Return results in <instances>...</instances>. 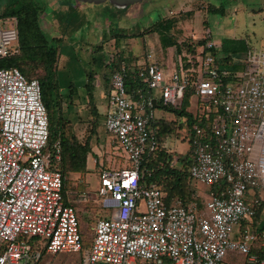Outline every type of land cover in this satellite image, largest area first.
<instances>
[{
    "label": "built area",
    "instance_id": "2783aa9c",
    "mask_svg": "<svg viewBox=\"0 0 264 264\" xmlns=\"http://www.w3.org/2000/svg\"><path fill=\"white\" fill-rule=\"evenodd\" d=\"M4 19L0 57L17 51L16 19L10 29L3 28ZM205 35L195 96L216 116L209 127L193 129L189 144L191 177L207 193L187 203L168 200L145 182L151 171L142 166L144 154L159 147L151 128L158 117L155 93L164 105L183 99L191 83L183 64L168 82L155 61L131 67L145 87L128 92L129 67L122 62L109 78L105 127L130 166L99 170L96 196L111 216L93 222L89 249L77 210L65 202L60 141L46 152L50 127L40 81L18 67L0 68V264H42L44 253L80 251L84 264H224L228 251L243 253L244 264H264V231L235 228L264 202V52L247 55L242 71H221L211 30ZM220 182L222 191L210 189Z\"/></svg>",
    "mask_w": 264,
    "mask_h": 264
},
{
    "label": "rangeland",
    "instance_id": "374dc122",
    "mask_svg": "<svg viewBox=\"0 0 264 264\" xmlns=\"http://www.w3.org/2000/svg\"><path fill=\"white\" fill-rule=\"evenodd\" d=\"M31 1L40 7L41 22L46 32L50 36H66L65 44L62 46L64 54L59 57V69L57 72L59 83L62 85V93H66L69 90L70 83H74L76 90H83L85 79L91 77L94 72L99 75L96 79L97 82L93 77L92 82L99 86L102 80L101 72L108 70L104 67L102 61L103 63L111 61L118 51L113 35L119 32L138 33L153 24L160 14L166 18L174 17L178 19L172 33L180 42L203 39L206 36V31L210 29L216 49L221 55H224L226 51H229L231 47L234 48V46L238 49L240 47L242 50L239 58L264 52V0H225L224 5L228 6H225L224 15L210 14L208 12V8L212 4L217 7L221 6L222 0H142L130 4L126 11L125 9L122 11L120 6L109 0L99 3L85 0ZM62 1L67 5V9L64 8ZM67 1L69 4H67ZM6 2L7 0H0V11L3 10ZM57 3L58 6L62 7L60 11L54 8ZM73 5L76 6V9L79 7L80 11L78 12V9L73 11L71 8L74 7ZM54 10L63 13L65 17L62 16L59 20L54 19ZM81 11H83L84 15H81ZM14 19H4L3 28L10 29L14 26ZM76 22H79V24H76ZM12 44L13 47L17 46L18 39L13 40ZM120 49L123 51L124 56L128 58V62L138 59L143 60L149 56L151 51L154 58L160 63V67L168 74L167 82L174 71L173 69H175L174 66L184 64L183 58L188 54L183 52L181 55L177 54L175 46L165 47L157 32L122 40ZM66 53L69 54L70 58H73L72 61L74 62L66 58ZM66 59L68 62L70 61L68 66L65 63ZM187 60L190 63L191 57ZM76 99L77 101L75 103L72 102V104L77 107L74 108L73 106V112H68L73 123L67 127L79 139L85 140L91 126H93L91 121L86 118L87 114L90 113V108L85 104L87 101L86 97L83 96L79 100L78 96ZM67 105L68 101L63 102L62 109L68 111ZM191 109L195 110L194 102ZM163 112L178 121L186 119V116L179 117L166 109L156 108L157 115ZM74 115H79V117L76 119ZM187 127L188 125L184 124L182 129H179L176 134H171L164 141L167 150L171 152L170 154L173 157L179 156L180 151H184L187 148V142L183 140V136H189V128L187 129ZM93 139L95 141V138ZM95 143L101 150L99 159H102L104 164H106L108 162L109 149L101 146L102 143L100 142L95 141ZM50 149L48 147L46 152H50ZM97 170L94 173H89L87 177L86 193L80 191V187H78L79 181L83 180L82 178L73 173L68 177V186L73 202L79 201L81 196L87 193L88 197L91 198L89 203L85 201L77 202V208L83 218L81 226L86 236V249H89V244L93 238V230L91 228L93 222L97 218L111 216L110 209L105 207L103 200L99 197L96 199V194H98L100 187V179L96 175L98 174ZM193 182L196 184L197 191L206 189V186L200 181L193 179ZM260 207L262 212L260 219L255 220L252 216L247 215L235 228L237 229L241 225V227L245 226L246 228L255 229L257 232H263L264 204ZM43 256L42 264H84V252L82 251L74 253L60 252L58 254L44 253ZM245 259L246 256L241 252L228 251L224 264H244ZM141 263L144 264L145 260L142 259Z\"/></svg>",
    "mask_w": 264,
    "mask_h": 264
},
{
    "label": "trees",
    "instance_id": "16d2710c",
    "mask_svg": "<svg viewBox=\"0 0 264 264\" xmlns=\"http://www.w3.org/2000/svg\"><path fill=\"white\" fill-rule=\"evenodd\" d=\"M224 4V1L221 2V6L219 7L212 4L208 8V12L210 14L224 15V11L226 10L225 6H228ZM128 6L130 5L121 7L122 11L123 9L126 11ZM0 17L15 18L18 34V44L16 46L17 51L7 56L0 57V68L18 67L29 79L36 78L40 81L43 101L46 105L49 116V144L53 145L57 140L61 143L62 161L60 170L65 182L64 197L65 202L71 205L67 199L68 195L66 194V190L69 188L68 177L72 173H80L81 175L87 173V159L88 155L92 152L91 138L94 135L96 125L98 124L97 122L100 120V113L95 106V100L93 97V74L89 78L91 82H88L86 86L88 96L91 102L94 103L92 111L96 119L91 122L93 126H91L86 139L81 140L74 132L69 131L67 126L71 123L67 111L62 109L63 102L68 101V105H70L74 95V89L72 86H69L68 92H61L62 85L59 83V77L57 74L59 69V57L64 50L62 46L65 44L66 36H50L46 32L41 22L40 7L31 0H7L5 7L0 11ZM177 21L178 19L174 17L166 18L164 15L160 14L153 24L145 28L146 30H141L138 33L119 32L114 34L113 38L116 41L118 51L105 67L110 71L111 75L112 72L120 67L122 62L128 63L123 51L120 49V42L122 40L144 36L153 32L159 34L161 42L165 47L175 46L177 54L180 55L182 52L188 53L182 58L184 61V70L190 77L191 83L186 88L183 99L175 106L164 105L162 100L158 102V105L163 109L174 111L179 117L186 116V119L184 122L164 118H157L152 121L151 128L154 131V134L158 136L159 147L155 152H146L142 164L145 170L151 171L150 176L147 174L145 176V182L147 184L155 183L164 191L168 200L177 197L187 203L197 198L196 184L193 182V178L190 174V166L193 163L192 149L186 154L179 155L178 163L173 165L172 161L174 157L167 152L164 141L172 133H175L178 128H182L184 124L188 125L191 130L190 132H192L196 126L209 127L212 124L216 113L212 111L213 108L209 110L204 108V105H202V101L200 100L197 102V108L194 111L190 110L192 99L195 97L194 82L197 80L201 58L207 50L204 47L207 40L203 38L197 41L184 40L183 42H180L172 33ZM212 51L216 56V61L221 71L230 70L232 72H237L244 69L246 57L239 58L242 52L240 47L239 49L236 48V46H234V48L231 47V49L226 51L224 55L218 53L216 46L213 47ZM190 57L191 61L188 63L187 59ZM133 66L135 65L128 63L129 71L126 76L128 92H133L137 88L145 87V82H143V80L136 75V71L131 68ZM113 144H118L117 139L113 140ZM115 159L121 162L120 167L130 166L129 161L126 162L125 160L126 157L124 153L115 156ZM107 160L108 163L104 164L101 168L112 169L113 167L110 164V158L108 157ZM223 184L225 183L220 182L219 184L211 186L210 189L219 193L223 190ZM81 186L85 188L83 184ZM262 204H264V202ZM260 206L255 208V214L252 215V218L255 220L260 219L262 216ZM76 210L79 217L83 246L86 249V236L82 231L83 229L81 226L83 218L80 211L78 209ZM243 228L246 227L243 226ZM35 240L37 242L36 245H40V242L38 241L39 239L36 238ZM262 240L263 238L258 239L257 244L253 247V251L256 252L261 250L260 243ZM91 243L89 244L90 246Z\"/></svg>",
    "mask_w": 264,
    "mask_h": 264
},
{
    "label": "crops",
    "instance_id": "0c3cea01",
    "mask_svg": "<svg viewBox=\"0 0 264 264\" xmlns=\"http://www.w3.org/2000/svg\"><path fill=\"white\" fill-rule=\"evenodd\" d=\"M62 4H63V6H64V8L65 9H67V5H65L64 3H63V1H62ZM67 4H69V2L67 1ZM74 6V5H73ZM78 7V6H77ZM54 8L56 9H58L59 11H60V9L62 8L61 6H58V3H57V5H55L54 6ZM72 9H73V11H76L77 9V11L79 12L80 11V8L78 7L77 9H76V6H74V7H71ZM58 10H54L53 11V16H54V19H56V20H59L60 19V17H62V16H64V14L63 13H59L58 12ZM63 10V9H62ZM67 11V10H66ZM66 14H67V12H66ZM65 14V15H66ZM84 15V13H83V11H81V15ZM65 17V16H64ZM76 24H79V22H76ZM65 36V35H64ZM58 37V36H57ZM60 37V36H59ZM62 54H64V51L62 52ZM67 54V55H66ZM65 54V56H66V58L68 59V60H70V61H72V57L70 58L68 55V53H66ZM61 57V56H60ZM149 57V58H148ZM148 57H146L145 59H141V60H131V62H128V58H126V61L128 62V63H130V64H132V65H145V64H147V63H150V62H153V61H155V62H157L159 65H160V63L158 62V60L157 59H155L154 58V56H153V54L151 53V51H150V54H149V56ZM65 60L66 62V66H68V63L70 62H68V60ZM104 60V59H103ZM72 62H74V61H72ZM108 62H106V63H103V61H102V64H104V67H105V65L107 64ZM65 66V67H66ZM65 67H63V68H65ZM106 68V67H105ZM174 68L175 69H173L174 71L175 70H177V68L179 69V65L178 66H174ZM107 69V68H106ZM173 71V72H174ZM165 73V78H167L168 77V74L166 73V72H164ZM101 74H102V80H101V83L99 84V86H97V84H94V87H93V97H94V100H95V106L97 107V110H98V112L100 113V116H99V118H100V120L97 122L98 124L96 125V128H95V132H94V135H93V137L91 138V145H92V152L88 155V159H87V173L85 174V175H81L80 173H73V174H76V175H78L79 176V178H82L83 180H80L79 181V183H78V187H80V191H84V190H86V184L88 185V181H87V177H88V175H89V173H91V172H93L94 173V171L95 170H97V168H98V174H96L97 176H98V178H100V176H99V170H100V168L101 167H103L104 166V162L102 161V159H99V153L101 152V150L99 149L100 147H98L97 146V144L95 143V141H97V142H100V143H102L101 144V146H104V147H107L109 150H108V152H109V158H110V164L112 165V167H113V169H116V168H121L120 167V161H118L117 159H115V156H117V155H119L120 153H123L122 152V150H121V148H120V146L118 145V144H113V140L111 139V136L108 134V132H107V130H106V127H105V117H106V113H107V111H108V109H109V105H108V100H107V93H108V88H109V77H110V71H104L103 70V72H101ZM173 74V73H172ZM171 74V75H172ZM98 73L96 74V72H94L93 73V75H92V77L94 78V80L96 81V79H97V77H98ZM90 78V77H89ZM85 79V81H84V83H83V90H76V88L74 87V83H70L69 84V86H72L73 87V89H74V101L72 100L71 101V103H70V105H67V109H68V111H67V115H68V117H69V120H70V123H73V121H71V117L69 116V114H68V112H73V110H72V107L74 106V108H76L77 106L74 104H72V102L73 103H75L76 101H77V97L79 96V100L80 99H82L83 98V96L84 97H86L87 98V101H86V105H88L89 106V108H90V113L89 114H87V116H86V118H87V120L88 121H93V120H95L96 119V117L94 116V114H93V111H92V107H93V105H94V103L93 102H91V100H90V98H89V96H88V91H87V86H86V84L88 83V82H91V80L90 79ZM97 82V81H96ZM68 86V85H67ZM76 90V91H75ZM68 92V91H67ZM81 94H83V95H81ZM155 95H156V97H157V101L159 102L161 99H160V96H161V94H160V92L158 91H156V93H155ZM75 96H76V98H75ZM76 99V100H75ZM84 100V99H83ZM193 102H194V105H195V109L197 108V97L195 96L193 99H192V104H193ZM180 102H178V104H179ZM69 104V103H68ZM158 108H162V107H160V106H157ZM156 107V108H157ZM191 107H192V105H191ZM103 109H105V110H103ZM163 109V108H162ZM102 110L104 111L103 112V114H102ZM190 110H192V109H190ZM167 111H171V110H167ZM192 111H194V110H192ZM171 112H173L174 113V111H171ZM176 115V114H175ZM74 116H76V119L79 117V115L77 116V115H74ZM170 115H166V113L165 112H163L162 114H160V115H158V117L157 118H164V119H168V120H175V118H173V117H169ZM156 118V119H157ZM180 122H184V121H182V120H179ZM183 128V127H182ZM182 128H178L177 129V131L175 132V133H172V135L173 134H176L177 132H178V130L179 129H182ZM189 127H187V129H188ZM188 131H189V136H183V140H185L186 142H187V148L184 150V151H180V154L179 155H181V154H184V152H188L190 149H192L191 148V146H190V144H189V137H190V135H191V130H190V128L188 129ZM93 138H95V141H94V139ZM93 140V141H92ZM58 141V140H57ZM56 142V141H55ZM54 142V143H55ZM53 143V144H54ZM95 143V144H94ZM49 146H50V148L53 146V145H50L49 144ZM167 152H169V153H171L170 151H168L167 150ZM176 153V152H175ZM185 153V154H186ZM126 157V156H125ZM108 158V157H107ZM126 160V162L128 161V159L126 158L125 159ZM179 161V160H178ZM106 163H108V162H106ZM130 163V162H129ZM178 163V162H177ZM99 165H100V167H99ZM83 184V186L85 187V188H83L81 185ZM207 187H206V189L205 190H201V191H197V192H199V193H201V194H206L207 193ZM87 191H84L83 193H86ZM70 190H69V188L66 190V194L68 195V197H67V199H68V201L71 203V205L75 208V209H78L77 208V202H83V201H85V202H87V203H89L90 202V200H91V198H87V195H88V193L86 194V195H84V196H81V198L79 199V201H77V202H73L72 201V198H71V196H70ZM96 199H98V198H96ZM106 207V206H105ZM110 209V208H109Z\"/></svg>",
    "mask_w": 264,
    "mask_h": 264
},
{
    "label": "water",
    "instance_id": "95a60500",
    "mask_svg": "<svg viewBox=\"0 0 264 264\" xmlns=\"http://www.w3.org/2000/svg\"><path fill=\"white\" fill-rule=\"evenodd\" d=\"M85 1H89V2H94V3H99V2H104V1H107V0H85ZM113 3H115L117 6H120V7H125L127 5H130V4H134L136 2H139V1H142V0H109ZM157 99H153V103L155 106H158L157 104Z\"/></svg>",
    "mask_w": 264,
    "mask_h": 264
},
{
    "label": "clouds",
    "instance_id": "9594fccd",
    "mask_svg": "<svg viewBox=\"0 0 264 264\" xmlns=\"http://www.w3.org/2000/svg\"><path fill=\"white\" fill-rule=\"evenodd\" d=\"M156 102H157V101H156ZM157 104H159V103L157 102ZM158 106H159V105H158ZM155 107H157V106H155ZM108 134H109V133H108ZM111 139L114 140L112 137H111Z\"/></svg>",
    "mask_w": 264,
    "mask_h": 264
},
{
    "label": "flooded vegetation",
    "instance_id": "af4514ba",
    "mask_svg": "<svg viewBox=\"0 0 264 264\" xmlns=\"http://www.w3.org/2000/svg\"><path fill=\"white\" fill-rule=\"evenodd\" d=\"M223 1L225 2V0H222V2H223ZM229 1H230V0H229Z\"/></svg>",
    "mask_w": 264,
    "mask_h": 264
}]
</instances>
